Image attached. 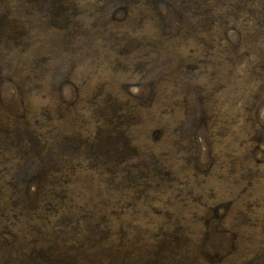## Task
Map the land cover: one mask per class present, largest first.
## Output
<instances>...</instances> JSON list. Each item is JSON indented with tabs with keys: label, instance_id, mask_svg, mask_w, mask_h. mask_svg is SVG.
Listing matches in <instances>:
<instances>
[{
	"label": "rangeland",
	"instance_id": "374dc122",
	"mask_svg": "<svg viewBox=\"0 0 264 264\" xmlns=\"http://www.w3.org/2000/svg\"><path fill=\"white\" fill-rule=\"evenodd\" d=\"M0 264H264V0H0Z\"/></svg>",
	"mask_w": 264,
	"mask_h": 264
}]
</instances>
